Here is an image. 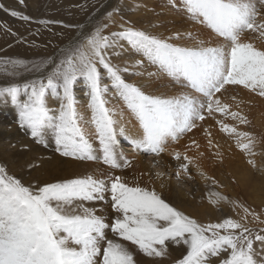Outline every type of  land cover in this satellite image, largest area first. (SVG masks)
I'll list each match as a JSON object with an SVG mask.
<instances>
[{
	"label": "snow or ice",
	"instance_id": "6c2138e0",
	"mask_svg": "<svg viewBox=\"0 0 264 264\" xmlns=\"http://www.w3.org/2000/svg\"><path fill=\"white\" fill-rule=\"evenodd\" d=\"M15 4L0 98L29 158L0 154V264H264V0H164L163 33Z\"/></svg>",
	"mask_w": 264,
	"mask_h": 264
},
{
	"label": "bare ground",
	"instance_id": "6f19581e",
	"mask_svg": "<svg viewBox=\"0 0 264 264\" xmlns=\"http://www.w3.org/2000/svg\"><path fill=\"white\" fill-rule=\"evenodd\" d=\"M37 1L39 0H26L28 12L30 13L32 12L34 16H36L35 14L37 13V11L45 10V13L46 12L50 13L51 14L50 16L53 17V19H62L71 23H76L82 20L84 17V13L80 12L78 8L73 7L74 5H84L85 3H87V5L91 7V5L94 2H96V0H44L43 4L42 3L38 4L39 2ZM104 2L107 3L109 2V0H104ZM110 2L113 5H118L120 7L121 14L123 15L124 18L127 17V19L136 21L137 26L143 24L145 27H147L149 22L160 24V22L163 21V23L167 27L166 22H171L174 19H176V17L171 12H169L167 8L164 7V0H110ZM4 3L9 6H14V7L16 6L15 0H5ZM127 7L128 8L131 7L132 10H134V12L128 10ZM119 19L120 17L118 16L117 20ZM0 23L9 25L13 29H18L20 31L24 30L23 28H21V22L14 20L11 21L9 16H0ZM168 30L169 29L165 27L156 29V31L162 33ZM3 42L4 41L0 39V44H3ZM11 54L13 55L20 54L22 56L31 55V53L26 51L23 47L16 48L15 51L12 52ZM0 101L3 102L2 98H0ZM2 107H3L2 108L3 112L0 111V120H1L0 135L1 134L3 135H1L0 137L2 138L7 137L9 140L13 139L14 142H18L19 138L16 136L15 126L13 124L15 112L10 104H5L3 102ZM252 118L257 128L260 130H264V105H261L260 107L253 109ZM125 150L127 151L126 144H125ZM238 159L239 158H237L236 163L232 164L233 168H235L237 165L243 168L242 164H238ZM94 167L95 165L89 166V170ZM83 170L84 169H81V171ZM224 171L225 173H227L229 171V167H225ZM217 175L220 176V173L217 172ZM220 178L224 179L223 176H220ZM257 183H259V180H257ZM184 191L186 192L187 189H184ZM237 191H239V188H237ZM199 195L200 192L197 191L196 192L197 198H199ZM259 202H260L259 197H256L255 203L259 204ZM189 210L194 211V209H189Z\"/></svg>",
	"mask_w": 264,
	"mask_h": 264
},
{
	"label": "rangeland",
	"instance_id": "374dc122",
	"mask_svg": "<svg viewBox=\"0 0 264 264\" xmlns=\"http://www.w3.org/2000/svg\"><path fill=\"white\" fill-rule=\"evenodd\" d=\"M4 1L5 0H2V2L4 3ZM37 2H39L38 4H43V2H44V0H39V1H37ZM12 7H14V6H12ZM16 7V6H15ZM127 9L128 10H130V11H132V12H134V10H132V8L130 7V8H128L127 7ZM20 10H22V11H25V12H27V14H29V15H31V16H33L34 18H36V17H51L50 15V13H45V10L43 11H37V13H38V15H37V13L35 14L36 16H34L33 15V13L31 12H28V9L26 8V9H20ZM45 14V15H44ZM43 15V16H42ZM0 16H7L6 14H4L3 12H0ZM3 18V17H2ZM5 18V17H4ZM10 18V20L11 21H13L14 19L13 18H11V17H9ZM51 18H53V17H51ZM125 19H127V17H125ZM14 21H16V20H14ZM172 22V21H171ZM171 22H166L167 23V27L165 26V24L163 23V21H161L160 22V24H163L164 25V27L165 28H167V29H169V30H171L172 29V23ZM139 25V24H138ZM140 26V25H139ZM13 55V54H12ZM2 104H3V102H1L0 101V111H2L3 112V110H2ZM0 122H1V120H0ZM8 133H10V132H8ZM1 135H3V134H1ZM0 135V136H1ZM10 143H17V142H14L13 141V139L12 140H9L7 137H0V154H4V153H7L8 155H15V156H17V158L19 159V162H21V163H23L25 160H27L28 158H29V156L28 155H23V156H20L19 155V153H18V150H16V149H12L11 147H9V144ZM80 171H81V169H80ZM250 201V200H249ZM249 203H252V200L249 202Z\"/></svg>",
	"mask_w": 264,
	"mask_h": 264
}]
</instances>
